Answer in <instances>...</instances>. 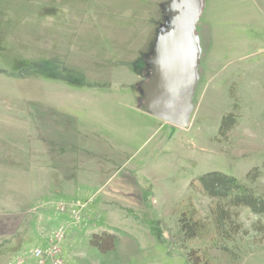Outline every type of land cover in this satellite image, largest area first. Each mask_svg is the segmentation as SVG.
I'll use <instances>...</instances> for the list:
<instances>
[{"label": "rangeland", "instance_id": "rangeland-1", "mask_svg": "<svg viewBox=\"0 0 264 264\" xmlns=\"http://www.w3.org/2000/svg\"><path fill=\"white\" fill-rule=\"evenodd\" d=\"M178 5L0 0V264L61 223L65 264H192L168 244L185 208L209 224L208 236L187 243L199 261L264 264L260 217L234 209L241 230L231 258L215 246V202L195 187L205 172L244 178L257 166L264 194V0H203L184 126L151 115L140 89ZM229 112L236 124L221 138ZM90 201L103 203L88 217L80 207ZM102 231L116 236V250L97 256L89 236Z\"/></svg>", "mask_w": 264, "mask_h": 264}, {"label": "trees", "instance_id": "trees-1", "mask_svg": "<svg viewBox=\"0 0 264 264\" xmlns=\"http://www.w3.org/2000/svg\"><path fill=\"white\" fill-rule=\"evenodd\" d=\"M236 120L234 113H226L222 117L218 135L225 138L235 126ZM259 175L260 169L255 166L246 173L244 178L216 170L205 172L195 178L198 184V186L195 185L197 190L215 202L210 210L215 246L228 253L231 258H235V255L229 243H233V237L241 230L238 213L234 209L245 207L258 215L260 220L255 225V230L264 234V194L257 192L254 186ZM208 225L205 219L196 217L193 209L185 208L179 214L176 232L169 235L168 244L172 249L182 251L192 264H209L204 259L199 261V248L188 249L187 246L191 240L208 236L210 234ZM89 237L90 245L101 253H107L115 247L116 236L112 233L102 231L93 233Z\"/></svg>", "mask_w": 264, "mask_h": 264}, {"label": "water", "instance_id": "water-1", "mask_svg": "<svg viewBox=\"0 0 264 264\" xmlns=\"http://www.w3.org/2000/svg\"><path fill=\"white\" fill-rule=\"evenodd\" d=\"M202 5L203 0H179L171 28L157 39L150 76L144 84L146 103L142 107L178 126L188 123L199 75L195 25Z\"/></svg>", "mask_w": 264, "mask_h": 264}, {"label": "built area", "instance_id": "built-area-1", "mask_svg": "<svg viewBox=\"0 0 264 264\" xmlns=\"http://www.w3.org/2000/svg\"><path fill=\"white\" fill-rule=\"evenodd\" d=\"M74 206H79L74 204ZM58 211L66 212L64 203L58 204ZM72 216L79 220V215L75 210L70 211ZM75 222V221H73ZM67 225L61 223L51 230L42 244L36 245L28 255L18 256L9 260L7 264H65L62 252V243L66 238Z\"/></svg>", "mask_w": 264, "mask_h": 264}, {"label": "crops", "instance_id": "crops-1", "mask_svg": "<svg viewBox=\"0 0 264 264\" xmlns=\"http://www.w3.org/2000/svg\"><path fill=\"white\" fill-rule=\"evenodd\" d=\"M151 39V38H150ZM144 44H145V42H144ZM152 115V114H151ZM73 200H75V201H78L77 200V198L76 199H73V197H71V199H69V201H73ZM87 201H89V200H87ZM99 204H96V203H94V201H90L89 203H87L86 205H84V206H81L80 208L81 209H83V211H84V213H85V215L86 216H88V217H91L92 215H94V212L96 211V210H99V209H102V208H100V206L102 205V201H99L98 202ZM70 212V211H69ZM71 218V217H70ZM68 220V218L67 219H64L63 221H67ZM72 222H73V220H72ZM75 223V222H74ZM73 223V224H74ZM69 224V223H68ZM72 224V225H73ZM70 239V241H69V244L70 243H72L73 241H72V236L71 237H69L67 240H66V244L68 245V243H67V241ZM44 242V240L43 239H41V241H39V244H42ZM66 247V246H65ZM64 247V248H65ZM93 249H95V250H93L92 252L93 253H95L96 255L97 254H106V253H101L100 251H98L96 248H93ZM113 251H115L116 249H115V247H114V249H112ZM111 250V251H112ZM94 254V255H95ZM98 256V255H97ZM91 264V263H90ZM94 264H96V263H94ZM97 264H103V261H99V262H97Z\"/></svg>", "mask_w": 264, "mask_h": 264}, {"label": "flooded vegetation", "instance_id": "flooded-vegetation-1", "mask_svg": "<svg viewBox=\"0 0 264 264\" xmlns=\"http://www.w3.org/2000/svg\"><path fill=\"white\" fill-rule=\"evenodd\" d=\"M149 63H151V68H150V70L148 71V78H149V76H150V71H151V69H152V60H151V58L149 59ZM147 82H148V80H147ZM146 82V83H147ZM145 84V83H144ZM144 84H141L140 85V89H141V92H142V95H143V93H144V95H145V92H144V87H145V85ZM146 103V100H145V98H144V96H143V99H142V104H145Z\"/></svg>", "mask_w": 264, "mask_h": 264}]
</instances>
